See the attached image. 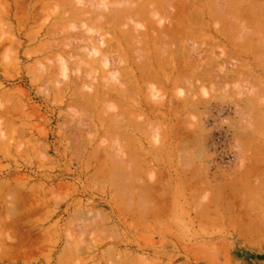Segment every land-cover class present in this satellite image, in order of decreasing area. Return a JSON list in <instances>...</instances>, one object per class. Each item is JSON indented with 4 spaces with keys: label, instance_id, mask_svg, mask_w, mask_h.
Masks as SVG:
<instances>
[{
    "label": "rangeland",
    "instance_id": "obj_1",
    "mask_svg": "<svg viewBox=\"0 0 264 264\" xmlns=\"http://www.w3.org/2000/svg\"><path fill=\"white\" fill-rule=\"evenodd\" d=\"M81 1L93 2V0ZM98 1L94 0L98 4L95 5L93 2L94 7L102 8L101 3L105 1ZM116 1L107 0L108 3L114 2L115 4L118 2ZM135 1L132 0L131 3V0H119L117 5L121 6L123 2L126 5L127 2L133 5L136 2L147 0ZM148 1L151 4L156 2L157 6L162 5L160 9L163 10V15L161 14L162 17H159V20L157 19L160 21V25L162 19L164 21H162V25L165 27L171 23L168 20L172 18L167 12L170 13V16L179 18L178 21L181 25L178 23V26L182 30H178L177 34L181 41L178 40L179 37H177L178 39L172 38L175 42L177 40L179 43L183 42V36L187 35V42L190 41L189 43L196 47V42L190 40L193 38L195 40V36L192 37L185 31L193 26L191 25L193 23L190 22V26L187 23L192 16L200 17L199 19L204 21H202L204 25L198 20L195 35L196 39H198V35L200 38L201 34L204 37L200 38V41H196L199 45L203 40L207 45L203 46L201 43V48H197V51L202 49L203 53L201 54L204 55L206 54L204 52H207V55L202 56L209 60L215 58V62L211 59V64L209 62L204 65L201 63L204 57H196L197 60L199 59L196 60L197 65L201 63L203 67L200 64L199 67H195L197 69L202 67V73L204 68L210 69V72L206 69L208 72L204 70L203 75H205L202 78L201 73L200 77L196 78L197 76H195L192 81L189 80L192 85H190L191 83L178 85L174 82L172 84L171 77L175 78V76L170 77V74L167 75V78H171V83L166 78L164 83L167 81L172 85H178L177 87H172L170 84L168 86V83L161 84V89L164 88L162 86L167 87L159 92L160 94L157 95L159 97L144 92L143 98L147 97H145L147 100L145 106L143 105L144 100L143 103H137L143 112L139 111L141 113L139 114L131 109L135 115L130 114L132 111L129 110L126 114V121L130 123L128 128L131 127L126 132L130 131L134 138L133 140L129 133L128 141L127 133L113 129L115 125L119 124H113V134L110 127L105 129L108 127L106 123L97 122V117H103V120L107 113L118 112V104L112 103V100L99 103L96 112L86 110L87 117H85L87 114L81 116L85 117L86 126H83L91 128V131H88V128L82 126L83 135L77 130L78 127L75 128L76 126L74 127V124L71 123L73 112L70 110L72 111L73 107L67 105L74 92L83 93V95L84 93L90 94L96 86L100 92L101 90L106 92L108 85L114 86L117 82L116 86L121 87V83L118 81L120 73H115V70L119 72L115 68L116 66L113 65L112 68L110 63L106 67L101 65L100 56L89 53L90 49L86 47V36H67L70 48L69 39L72 44L74 42V45L79 44L77 53H82L80 54L82 61L76 53L74 54L76 57L72 56L75 61L73 62L72 58L69 61L73 64L76 62V65L73 67L70 65L71 67L65 71L68 76L61 77L62 74L58 73L59 68L55 65L58 68L57 74L54 73L56 70L54 67L52 72L56 78L52 79L51 77L47 84L34 81L32 68L37 55L33 52V48L37 43L44 41L43 36L39 35L42 33H39L38 30L41 27L40 24L48 26L52 21H55L53 8L49 11L51 18L46 15L43 17L44 20L37 23V26L31 23L24 24L25 29H23L24 26H21L20 23L23 21L21 18L23 15H18L22 13L21 9H25L26 0H0V107L17 103L12 106L13 109L16 108V116L21 115L19 122H17L19 116L17 119L16 116L12 117L16 119L13 126L17 128L15 130L13 127H6L5 117L0 116V191L3 192L4 199L1 204L2 206L10 205L11 208V204L16 202L15 205L13 204L12 213L10 212L8 215H12L19 224L26 220L27 222L30 220L36 222L35 227H29L30 223L27 222L28 225L24 222L15 226V228L19 227L16 228L19 230L15 235L12 234L13 236L8 235L11 234L10 230L5 231L4 229L2 237L6 235L14 239L19 232L24 233L21 232L24 228L30 230L26 232L28 234L49 229L51 241L49 240V243L37 249L36 254L34 251L35 255H26V257H32L30 260L32 264H60V261L62 264H79V262L80 264H264V26L262 25L264 23V0H258V2L257 0H248L250 3L246 0H243L244 3L242 0H231V2H235L234 6L232 4L234 2L231 3L230 0L228 1L232 5L226 0ZM159 1L162 3L161 5H159ZM210 4L217 7L219 5L218 10L215 6L213 9H209L207 6ZM226 4L230 6L228 7ZM250 4L256 7L254 8ZM172 8L175 9L173 12ZM221 8L223 11L219 10ZM181 10L184 11V14ZM192 10L193 12H189ZM210 10H215V12L217 10V12L215 14ZM256 11L259 15L256 14ZM176 14L178 16H175ZM15 17H19L20 21H17L18 19ZM254 17L257 18V21ZM182 18L189 20L187 19L186 22ZM227 20L228 22H226ZM252 21H255L254 26ZM125 22L121 26L123 29L128 28L131 32L132 30H136L135 32L141 30V28L135 27V22ZM182 22L187 25L185 24V26ZM6 23H9L8 26L10 25V28L16 31L14 30L12 33ZM19 23L20 25H18ZM259 24L263 27L258 28ZM129 25L133 27L130 28ZM182 25L184 28H181ZM244 25H247L248 28ZM17 26H20V31ZM8 28L9 32H7ZM217 29L220 30L217 31ZM259 29L263 30L262 33ZM134 31L133 33H135ZM253 31L255 32L252 33ZM29 33H35V35L39 33L37 36H32L37 38V42L29 43L24 39V35ZM182 33L183 35H181ZM109 34L106 37L95 36V40L105 38L108 41L113 37L112 33ZM130 34L132 36V33ZM118 35L121 40L122 34ZM205 35L210 37V39L207 37L209 41L204 40L207 39ZM248 35L250 36L248 37ZM170 36L168 33L169 38H171ZM9 37L15 42L17 37L19 38L17 39L18 43L13 44L16 46L15 48L13 46L9 48L11 45V42H8ZM123 37L121 44L119 40L117 43V39L116 41L112 39V44L109 43V46L110 44L114 45L110 46L113 54H115V49L117 52L123 46L130 47V39L128 41L127 36ZM166 38L163 39L172 41ZM67 39L65 40L66 44ZM3 40L9 46H6ZM165 41L164 44L167 42ZM170 42L166 44H170ZM184 42L186 43V39ZM116 43L120 44V47ZM177 43L175 46L167 45L171 47V50L174 48L173 55L178 57H175L174 66L178 63L179 56H183L181 52L187 55V50H190L191 56H194L196 52L193 47L191 48L192 52L188 47L190 44L186 43V45L189 44L185 45L188 49H183L184 51L178 53L176 49L181 44L177 45ZM208 43H211L212 50ZM236 43L238 44L236 45ZM173 44L175 43L173 42ZM241 44L244 46H240ZM101 46L99 47L101 48ZM167 46L165 45L164 48ZM181 46L184 48L183 44ZM207 48H210L212 54ZM181 49L179 48L178 51ZM67 50L71 51L68 48ZM167 50L168 53L170 49ZM86 51L92 56L87 55ZM185 51L187 52L185 53ZM226 51L227 54H224L223 52L226 53ZM172 52L170 51L171 55ZM198 53L197 55H200ZM218 55L221 57L219 58ZM94 56L98 58L96 59ZM28 57L32 60H28ZM217 57L218 63L216 62ZM206 59L204 58L203 62ZM87 60L88 63H86ZM50 62L49 65L54 64L53 60ZM82 64L85 66L82 67ZM241 64L244 66L243 68ZM88 65L90 69H88ZM84 70L88 72L86 73ZM111 70L112 75L115 74L117 77L115 75L112 77ZM176 70L178 71V69ZM221 71H224L223 75ZM210 73L214 82L208 76ZM219 76L223 79L220 80ZM229 76H232L234 80H231L232 77ZM227 77L228 79H225ZM112 78L115 79V82ZM174 78L173 81L176 82ZM217 78L218 81H216ZM205 79L214 84L210 81L205 83ZM196 82L197 84H195ZM212 84L214 88L220 87L215 89V94L214 88L211 87ZM194 85L201 87L197 86L198 89ZM191 86H193L192 90ZM179 90H183L182 93ZM16 96L20 100L15 98ZM12 97L15 99L12 100ZM183 97H187L186 102ZM139 100L141 98H138L136 102ZM135 103L133 102V106L136 105ZM128 104L131 105V103ZM128 104L125 107H129ZM102 105L103 108H106L105 111H103ZM2 109L0 108V110ZM151 109L154 111L152 112ZM99 111L105 115L100 114L101 116H99ZM183 111L185 112L183 113ZM137 114L139 115L137 116ZM22 117L23 119H21ZM100 124L106 127L103 126V129H100L102 128ZM140 124H147L144 125V131L148 127V133L147 130L141 134L133 130L132 125L142 126ZM151 124L154 126L153 128L150 127ZM118 135L122 138L119 136L120 139ZM120 144L125 145L122 147ZM12 228L15 229L14 227L9 229ZM244 234L252 236L250 238L246 235L244 238ZM7 243L9 242L7 241ZM26 257L24 256L14 264H22L21 260ZM23 264L27 263L23 262Z\"/></svg>",
    "mask_w": 264,
    "mask_h": 264
},
{
    "label": "bare ground",
    "instance_id": "obj_2",
    "mask_svg": "<svg viewBox=\"0 0 264 264\" xmlns=\"http://www.w3.org/2000/svg\"><path fill=\"white\" fill-rule=\"evenodd\" d=\"M85 1V0H84ZM87 1V0H86ZM92 1V0H91ZM90 1V2H91ZM98 1V0H97ZM102 1V0H101ZM105 2H102L101 4V6H102V8L100 7V6H96V7H94V3L96 2V0H95V2H94V0H93V2H91V3H88V1L87 2H83V1H81V0H32V1H28L27 2V0H26V4H25V9L23 10V9H21V11H22V13H23V11H24V13L22 14L21 13V11H20V15H18V16H21V15H23V16H21V18H22V22H24L23 24H22V22H20L21 23V26H24V28L23 29H25V25H28V24H33V25H36L37 26V23L40 21V20H42L43 19V17H45L46 15L49 17V18H51L50 17V14H49V11L52 9V12H53V14H54V22L52 21L51 23H50V25H46V26H44V24L43 23H41L40 25H41V27H39V33H41V34H39V33H36L37 35L39 34L40 36H43V39H44V41L43 42H40V43H37L36 44V46L33 48V52H35L36 54L35 55H37L35 58V61H34V66H33V70H32V73H33V76H34V81H36V82H38V83H46L47 84V82L48 81H50L51 80V77H52V79L55 77L56 78V75L54 74V73H56V71L58 70V68H59V70H58V73H60V74H62V76L61 77H63V75L66 77V76H68V75H66V73H65V71H67L68 69H69V67H73V66H75L76 65V62L73 64V62L75 61L73 58H72V56L74 55V54H76L77 53V48L79 47V44H77L76 43V45H74L75 44V42H74V44H72V41L69 39V41H70V43H71V48L68 46V37L67 36H86L87 38H89V39H87L86 38V42H87V45H86V47L88 48V49H90L89 50V53H91V54H93V55H98V56H100L99 57V60H100V62H101V65L103 64L104 65V67H106V66H108V63H110L111 65H112V68L114 67V66H116L115 68H117L118 70H119V72L117 71V70H113L116 74L117 73H120V78H118V81L121 83V87H117L116 85H117V80H116V84L114 85V86H112V85H108V87L106 88V92H102V90H101V92H100V90L97 88L96 89V87H95V89L93 90V88H91L93 91L90 93V94H86V93H84V95H83V93H73L71 96H70V102L69 103H67V105H71L72 107H73V109H72V111L70 110V112H73L72 114H71V118H72V120L70 119V121H71V123H73L74 124V127L75 128H77V130L82 134V129H83V125H85L86 126V124H85V122H84V120H85V117H87L88 116V114L86 113L87 111L86 110H93V111H95L96 112V109H97V107H98V104L99 103H101V102H104V101H107L108 100V102H109V100H112V103L113 102H115V104L117 103L118 105V112L117 113H107V116H105L104 117V119L102 120V118L101 117H97V122H99L100 121V123H102V124H105L106 123V126L108 125V127L107 128H105L106 130L110 127L111 128V130H112V126H114L113 124H119V125H115L114 127L115 128H113L114 130H119L118 132H124V133H127L126 132V130L127 129H131V127H129L128 128V124H130L128 121H126V114L128 113V110L129 111H132L130 114H133V110L135 111V113H139V111L141 112V109H139V106L140 105H138L139 103H143V100H144V103H143V105L145 104V102L147 101V100H145L146 98L144 97L143 98V93L144 92H146L147 94H151L152 96H157L158 94H160L159 92L160 91H163L162 89H164V88H166L165 86H162V87H164V88H160L161 87V84H163L164 83V81H165V78L167 79V80H170L171 78V80H172V84H173V82H174V84H181V85H183L184 83H185V85H186V83L187 84H190L191 82L189 81V80H193L194 78H195V76H197L196 78H198V76L200 77V74L202 73V67H203V65H201V63H206V65H207V63H209V64H211L212 62L210 61L211 59L214 61V59L213 58H211L212 56H211V54H212V47L210 46V44L211 43H208L209 44V46L211 47V50H210V48L208 49L207 48V50H210L211 52V54H210V56H208V57H210L211 59L209 60L208 58L206 59V57H204L205 55H207V52H204V53H206L205 55L204 54H201V53H203V51H202V49H201V51H197V48H201V43H202V45L204 46V45H207L206 43H205V41H203L202 40V42H200V44L198 45V42L196 41V40H198V41H200V38H202V37H204V36H202V34H201V37L199 38V35H198V39H196V25L199 23V21L198 20H200L199 18L200 17H195V16H192L191 17V20H189L188 18V22H187V19L186 18H184L185 20H186V22L187 23H189V26H190V24L191 23H193V24H191V25H193L192 27L190 26H188L189 28L185 31V32H188V33H190V34H188V35H191L192 37L193 36H195V40H194V38H193V40L192 39H190L191 40V42H196V47H193L189 42L190 41H188L187 42V35L186 34H184V35H186V36H183V38H184V40L186 39V43H189V44H187V45H189L188 47H189V49H191L192 47L196 50V52H195V50H194V52H195V55L194 56H191V54H190V50H187V51H185V53L187 52V55L185 54L184 55V52H181L183 49L185 50L186 48L188 49V47H185V45H186V43L184 42V40H182L183 42H181V43H179V41L178 40H180L181 38H180V36H179V34H177V33H179V31L178 30H180V26H178V23L180 24V22L178 21L179 20V18L178 17H172V16H170V13H168L167 12V14L169 15V17H171L172 19L170 20H168V22H170L171 21V25L169 24V26H171V27H169V26H167L165 23V25H166V27L165 26H163L162 24V21H163V19L161 20V25H160V21H158L159 20V17L161 18L162 16H161V14L163 15V10L162 9H160V7L162 8V3H160V1H159V5H161V6H157V4H156V2H152V4H154V5H152L148 0L147 1H145V0H143V1H145V2H142V1H140V2H134L135 4H133V5H131V4H129L130 3V1H129V3L127 2V5H128V7H127V5H126V3L125 4H123L122 3V5L121 6H118L117 4H118V2H119V0H114V1H116L117 3L115 4L114 2V4L113 3H108L107 2V0H104ZM111 1V0H110ZM125 1V0H124ZM127 1V0H126ZM199 1V0H198ZM226 1H228V0H226ZM246 1H248V0H246ZM251 1V0H250ZM99 2V1H98ZM173 2V1H172ZM171 2V3H172ZM176 2V1H175ZM196 2H197V0H196ZM206 2H209V1H206ZM211 2V1H210ZM230 2H231V0H230ZM232 2H234V1H232ZM231 2V3H232ZM237 2V1H236ZM242 2H243V0H242ZM249 2V1H248ZM255 3H256V1H254ZM257 2H258V0H257ZM100 3V2H99ZM131 3H132V0H131ZM228 3H229V1H228ZM231 3H229V4H231ZM244 3V2H243ZM250 3V2H249ZM148 4H150V5H148ZM173 4V3H172ZM197 4V3H196ZM209 4V3H208ZM213 4V3H212ZM212 4H210V5H208L207 7L210 9V8H214L213 6H215V8H217V10H218V7H219V5H218V7L216 6V5H213L212 6ZM233 4V6H234V4H235V2L234 3H232ZM231 4V5H232ZM247 4V3H246ZM246 4H245V6H246ZM95 5H98V4H96L95 3ZM177 5H178V3H177ZM203 5V4H202ZM228 4H226V6H227ZM248 5V4H247ZM254 5V4H253ZM259 5V4H258ZM164 6V5H163ZM168 6V5H167ZM170 6V5H169ZM172 6V5H171ZM174 6V5H173ZM205 6V5H204ZM210 6V7H209ZM212 6V7H211ZM225 6V5H224ZM230 5H228V7H229ZM241 6H243V5H241ZM250 6H252L251 4H250ZM120 7V8H119ZM182 7V6H181ZM180 7V8H181ZM222 7V6H221ZM232 7V6H231ZM230 7V8H231ZM248 7V6H247ZM247 7H244L245 9L247 8ZM252 7H254V6H252ZM256 7V6H255ZM254 7V8H255ZM168 8V7H167ZM174 8H176V7H174ZM183 8V7H182ZM199 8V7H198ZM204 8V7H203ZM226 8V7H225ZM224 8V9H225ZM235 8H238V7H235ZM244 8H242L243 10H244ZM258 8H259V6H258ZM164 9V8H163ZM173 9V8H172ZM227 9H229V8H227ZM241 9V8H240ZM252 9V8H251ZM5 10V9H4ZM7 10V9H6ZM168 10V9H167ZM170 10V9H169ZM175 9H173L172 10V12L174 11ZM182 10H184V9H182ZM181 10V11H182ZM198 10H200V8L198 9ZM217 10H216V12H217ZM219 10H222V8L221 9H219ZM237 10V9H236ZM242 10V11H243ZM249 10H250V8H249ZM255 10V9H254ZM259 10V9H258ZM257 10V11H258ZM260 10H262V9H260ZM177 11H178V9H177ZM196 11V10H195ZM194 11V12H195ZM204 11V10H203ZM208 11V10H207ZM211 11V10H210ZM213 11V10H212ZM211 11V12H212ZM223 11V10H222ZM226 11V10H225ZM229 11V10H228ZM256 11V12H257ZM6 12V11H5ZM4 12V13H5ZM51 12V13H52ZM165 12V11H164ZM183 12V14H184V11H182ZM189 12H193V10L192 11H189ZM200 12V11H199ZM201 12H202V10H201ZM215 14H216V12H215V10L213 11ZM221 12V11H220ZM244 12V11H243ZM246 12V11H245ZM255 12V13H256ZM176 13V12H175ZM229 13V12H228ZM236 13V12H235ZM238 14L240 13V11L239 12H237ZM242 13V12H241ZM166 14V15H167ZM172 14V13H171ZM180 14V13H179ZM182 14V13H181ZM190 14V13H189ZM192 14V13H191ZM196 14H199V13H196ZM195 14V15H196ZM206 14V13H205ZM217 14H220V13H217ZM224 14V13H223ZM256 14H258L259 15V13L257 12ZM262 14V13H261ZM2 15H3V13H2ZM5 15H6V13H5ZM188 15V14H187ZM193 15V14H192ZM204 15V14H203ZM209 15V14H208ZM228 15V14H227ZM248 15V14H247ZM8 16V15H7ZM6 16V17H7ZM175 16H178L177 14L175 15ZM180 16H182V15H180ZM179 16V17H180ZM184 16V15H183ZM207 16V15H206ZM211 17L213 16L212 15V13H211V15H210ZM216 16V15H215ZM220 16V15H219ZM225 16H226V14H225ZM231 16V15H230ZM240 16V15H239ZM255 16H257V15H255ZM261 16H263V14L261 15ZM166 17V16H165ZM169 17H167V18H169ZM187 17V16H186ZM224 17V16H223ZM15 18H17V17H15ZM19 18V17H18ZM17 18V19H18ZM173 18H174V20H173ZM178 18V19H177ZM202 18V17H201ZM209 18V17H208ZM214 18V17H213ZM213 18H212V20H213ZM222 18V17H221ZM221 18H220V20H221ZM228 18H230V17H228ZM239 18H241V17H239ZM249 18V17H248ZM250 18H252V17H250ZM7 19H8V17H7ZM158 19V20H157ZM183 19V18H182ZM184 19H183V21H184ZM254 19H256V21H257V18H255L254 17ZM254 19H251V20H254ZM44 20V19H43ZM52 20V19H51ZM154 20H157V21H154ZM181 20V19H180ZM224 20V19H223ZM262 20V19H261ZM260 20V21H261ZM17 21H20V19H18ZM126 21V22H125ZM130 22V21H132V22H135L134 24L136 25L135 27H138V29L139 28H141V30L140 31H137V32H135L134 30H132V32L131 31H129L128 30V28H122L121 26H123L122 24H124V22L125 23H127V22ZM182 21V20H181ZM198 21V22H197ZM201 21V23H202V21L203 20H200ZM222 21V20H221ZM138 22H142L141 24H139ZM164 22V21H163ZM191 22V23H190ZM204 22V21H203ZM225 22V21H224ZM226 22H228V20L226 21ZM225 22V23H226ZM253 22V21H252ZM11 23V22H10ZM20 23L18 24V25H20ZM184 22H182V24H183ZM254 23H255V21L253 22V26H254ZM259 23V22H258ZM263 23V22H262ZM8 24L9 23H6V26L7 27H11L10 25L8 26ZM25 24V25H24ZM39 24V23H38ZM131 24V23H130ZM133 24V25H134ZM168 24V23H167ZM186 23H184V25H185ZM203 25H204V23H202ZM245 24V23H244ZM251 24V23H250ZM127 25V24H126ZM160 25V26H159ZM181 25V24H180ZM187 25V24H186ZM185 25V26H186ZM223 25V24H222ZM225 25V24H224ZM226 25H227V23H226ZM257 25V24H256ZM263 26H264V23L262 24ZM4 26H5V23H4ZM16 26V25H15ZM39 26V25H38ZM130 26V25H129ZM128 26V27H129ZM195 26V27H194ZM230 26V25H229ZM244 26H246L247 28H248V26L247 25H244ZM243 26V27H244ZM263 26H260V24H259V27L258 28H260V27H263ZM125 27V26H124ZM131 27H133V26H130V28ZM167 27H169V28H167ZM184 28V26L182 25L181 26V28ZM221 27V26H220ZM240 27V26H239ZM250 27H251V25H250ZM256 28H257V26H255ZM255 27H253V28H255ZM8 28V29H9ZM13 28V27H12ZM16 28V27H15ZM17 28H19V31H20V26H17ZM16 28V29H17ZM185 28H187V27H185ZM222 28V27H221ZM223 28H225V27H223ZM252 28V29H253ZM11 29V28H10ZM10 29L7 31V32H9L10 31ZM123 29V30H122ZM125 29H127V31H125ZM137 29V28H136ZM245 29V28H244ZM251 29V30H252ZM15 29H11V32L12 31H14ZM18 30V29H17ZM182 30V29H181ZM180 30V31H181ZM218 30H220V29H217V31ZM225 30H226V28H225ZM250 30V31H251ZM260 30V29H259ZM263 30H264V28H263ZM262 30V31H263ZM16 31V30H15ZM28 31V30H27ZM133 31L135 32V33H133ZM199 31H200V29H199ZM198 31V32H199ZM201 31H202V28H201ZM224 31V30H223ZM228 31V30H227ZM261 31V30H260ZM262 31H261V33H262ZM1 32V31H0ZM3 32H4V30H3ZM18 32V31H17ZM22 32V31H21ZM203 32V31H202ZM246 32V31H245ZM255 31H253L252 33H254ZM13 33V32H12ZM25 33H28V32H25ZM109 33H112V35H113V37H116V35H117V37L115 38V39H113V37H111L110 38V40L108 39V41H107V39H105V38H99L100 40H98V38L95 40V36H97V37H99V36H105L106 37V35H108ZM122 34L120 37H122V38H124L123 36H127L126 38L128 39V41H129V39H130V41L129 42H131V44L129 45L130 47L129 48H127L126 46L124 47H121L122 49H118V50H120L119 52H118V50H117V52H115L116 51V46L114 47V49H115V51H114V53L115 54H113V51H112V49H111V47H113L114 45H112L111 46V44H112V41L113 40H115L116 41V39H117V43L120 41V44H121V40H122V38H120L121 40H119V38H118V34ZM130 33H132V36H131V34ZM168 33H169V35H171L170 37L171 38H169L168 37ZM181 33V32H180ZM220 33V32H219ZM226 33V32H225ZM248 33H250V32H248ZM247 33V34H248ZM260 33V34H261ZM8 34V33H7ZM11 34V33H10ZM24 34V33H23ZM30 34H32V33H29V34H25L24 35V39L26 40V41H28L29 43H31V42H37V38L36 37H32V36H37V35H35V33L34 34H32V35H30ZM128 34H129V36H131V38H129V36H128ZM228 34V33H227ZM230 34V33H229ZM18 35L19 36H21V34H19V32H18ZM167 35V36H166ZM181 35H183V33L181 34ZM224 35V34H223ZM245 35V34H244ZM253 35V34H252ZM254 35H256L257 36V34H254ZM9 36V35H8ZM7 36V37H8ZM13 36H15V35H13ZM13 36H10L11 38H13ZM23 36V35H22ZM109 36H111V34H109ZM168 37V38H166V37ZM250 35H248V37H249ZM9 37V38H10ZM59 37H62L61 39L59 38ZM177 37H179V39L177 38ZM182 37V36H181ZM186 37V38H185ZM205 37H206V35H205ZM208 37V36H207ZM206 37V38H207ZM227 37V36H226ZM10 38V40L8 41V42H11L10 44V46L8 45V43L6 44V42H5V40H3L4 42H5V44H6V46H9V48L11 47L12 48V46H13V44L14 43H18L17 42V39H19L18 37H17V39H16V42H15V40L13 41L12 39ZM70 38H72V37H70ZM166 38V39H168V40H172L175 44H173V42H172V44H171V42L170 41H165L164 39ZM172 38H176V39H178L177 40V42L179 43V44H183L184 45V48H183V46H181L180 45V47L179 48H182L180 51H178L179 50V48H177V46L175 47V49L177 50V52L178 53H183V56L181 55V56H179V59H178V63L176 64V66H177V68L176 69H178V71L175 69V67L176 66H174V64L176 63L174 60H175V57L176 58H178L177 56H174L173 55V52H172V50L174 49L173 47V49L171 50V47H168L167 45H170L171 44V46L173 45V46H175L176 45V43L177 42H175L174 41V39H172ZM182 38V39H183ZM209 39H210V37H208ZM204 39V40H207V41H209V39ZM4 39V38H3ZM6 39V38H5ZM59 39V40H58ZM67 39V44H66V40ZM113 39V40H112ZM212 39V38H211ZM7 40H8V38H7ZM12 40V41H11ZM75 40V39H74ZM119 40V41H118ZM245 40H247V39H245ZM115 41L113 42L114 44H115ZM164 41L166 42V43H169L170 42V44H164ZM181 41V40H180ZM206 41V42H207ZM78 42V41H77ZM97 42H99L98 44H97ZM111 42V44H110V46H109V43ZM126 42V41H125ZM124 42V43H125ZM217 42V41H216ZM244 42V41H243ZM242 42V43H243ZM3 43V42H2ZM69 43V44H70ZM116 43V45H120V44H117ZM123 43V42H122ZM123 43V44H124ZM177 43V45H179ZM234 43V42H233ZM16 44H14V45H16ZM86 44V43H85ZM238 43H236V45H237ZM248 44V43H247ZM68 47H67V46ZM102 45V46H101ZM167 46L166 48H164V46ZM186 45V46H187ZM200 46V47H198V46ZM3 47H4V45H2ZM99 46H101V48L99 47ZM122 46V45H121ZM219 46V45H218ZM217 46V47H218ZM240 46H244L243 44H241ZM14 48L16 47V46H13ZM68 49H70L71 51H69V50H67V48ZM81 47V46H80ZM103 47V48H102ZM120 47V46H119ZM118 47V48H119ZM206 47V46H205ZM224 47V46H223ZM66 50H65V49ZM203 48V47H202ZM215 48H216V46H215ZM214 48V49H215ZM4 49V48H3ZM2 49V50H3ZM86 49V48H85ZM164 49H170V51L172 52V55H171V53H170V51L167 53L166 52V50H164ZM167 50V51H168ZM183 50V51H184ZM193 49H191V51H192ZM199 50V49H198ZM203 50H204V48H203ZM206 50V49H205ZM221 50V49H220ZM222 50H223V48H222ZM79 51H80V49H79ZM174 51V50H173ZM214 51V50H213ZM10 52V51H9ZM84 52V51H83ZM164 52H166V53H164ZM175 52V51H174ZM193 52V51H192ZM198 52H200V53H198ZM222 52V51H221ZM15 53V52H14ZM17 53H18V51H17ZM86 53H87V51H86ZM89 53H87V55H91V54H89ZM170 53V54H169ZM197 53L198 54H200V55H197ZM209 53V52H208ZM224 54H227V51H226V53L225 52H223ZM3 54V53H2ZM1 54V55H2ZM33 54V53H32ZM79 56H80V54H82V53H77ZM110 54H112V55H110ZM164 54H166V56H164ZM175 55H177L176 53H174ZM189 54V55H188ZM213 54H215V53H213ZM224 54H223V56H224ZM8 55H10V54H8ZM114 55V56H113ZM179 55V54H178ZM202 55H204V56H202ZM216 55V54H215ZM214 55V56H215ZM220 55V54H219ZM218 55V56H219ZM30 56H32V55H30ZM75 56V55H74ZM92 56V55H91ZM91 56H90V58H91ZM170 56V57H169ZM201 56L202 57H204L205 59H206V61H208V62H206V61H204L203 62V60H204V58H203V60H202V62H201V59H200V62L201 63H198V65H197V62H196V60H197V58L196 57H199V58H201ZM76 57V56H75ZM81 57L82 56H80V58L79 59H81ZM95 58H96V56H94ZM165 57H166V59H165ZM167 57H169V58H167ZM193 57H195V58H193ZM221 56H219V58H220ZM225 57V56H224ZM53 58V59H52ZM73 59V62H69L70 61V59ZM95 58H93V60H95ZM98 58V57H97ZM96 58V59H97ZM78 59V60H79ZM92 59V58H91ZM112 59H113V61H112ZM218 59V57L216 58V62L218 63L219 61L217 60ZM28 60H32V59H29V57H28ZM53 60V62H54V66L53 65H49L51 62L50 61H52ZM55 60V61H54ZM77 60V59H76ZM199 60V59H198ZM197 60V61H198ZM225 60V59H224ZM72 61V60H71ZM81 61H82V59H81ZM92 61V60H91ZM112 61V62H111ZM221 62H222V60H220ZM225 61H227V60H225ZM49 62V63H48ZM57 64H56V63ZM85 62V61H84ZM89 61L87 60L86 61V63H88ZM173 62H175V63H173ZM196 63V64H193V63ZM215 62V61H214ZM98 63V62H97ZM96 63V64H97ZM78 64H80V63H78ZM90 64V63H89ZM95 64V63H94ZM94 64H93V66H94ZM95 64V65H96ZM99 64V63H98ZM110 64H109V66H110ZM199 64L202 66V67H200L201 69H197V67H195V66H198L199 67ZM208 64V65H209ZM223 64V63H222ZM225 64V63H224ZM58 67H56V66ZM71 65V66H70ZM114 65V66H113ZM205 65V64H204ZM213 65V64H212ZM217 65H219V64H217ZM220 65H221V63H220ZM242 65V64H241ZM84 66H85V64H84ZM83 66V64H82V67H84ZM90 66H91V64H90ZM100 66V65H99ZM179 66V67H178ZM225 66V65H224ZM234 66V65H233ZM240 66V65H239ZM53 67H54V69H56V70H54V73L52 72V69H53ZM56 67V68H55ZM79 67H81V66H79ZM88 67H89V65H88ZM206 67V66H205ZM209 67V66H208ZM213 67H214V65H213ZM212 67V68H213ZM241 67V66H240ZM244 66L242 65V68H243ZM76 68V67H75ZM111 68V67H110ZM210 68H211V66H210ZM216 68V67H215ZM224 68V67H223ZM88 69H90V67L88 68ZM208 70V68H204V70ZM227 69V68H226ZM94 70V69H93ZM204 70H203V73H204ZM206 70V71H207ZM210 70V69H209ZM208 70V71H209ZM219 70H220V68H219ZM85 71V70H84ZM205 71V73H207ZM214 71V70H213ZM227 71V70H226ZM86 73L88 72V71H85ZM90 72H92L91 70H90ZM106 72V71H105ZM210 72V71H209ZM215 72V71H214ZM218 72V71H217ZM216 72V73H217ZM220 72V71H219ZM222 72V71H221ZM224 72V71H223ZM223 72L221 73L222 75H223ZM228 72H230V71H228ZM228 72H226V73H228ZM52 73L54 74L53 76H52ZM107 73H108V71H107ZM112 70H111V75H112ZM203 73L201 74V78H202V76H204L203 75ZM211 73H212V70H211ZM211 73H210V75H208L209 76V78L210 79H212V81H213V78H211L210 76H212L211 75ZM230 73H232V72H230ZM236 73V72H235ZM234 73V74H235ZM57 74V73H56ZM171 74V75H170ZM214 74V73H213ZM88 75H90L89 73H88ZM87 75V76H88ZM115 74H113L112 75V77L114 76ZM167 75H170V77L173 75V76H175V78L174 77H171V78H167ZM176 75H178L177 77H176ZM231 75H233V74H231ZM235 75H237V74H235ZM119 76V75H118ZM214 76V75H213ZM218 76V75H217ZM238 76V75H237ZM115 77H117L116 75H115ZM169 77V76H168ZM220 77V76H219ZM223 77V76H222ZM225 77H226V75H225ZM229 77H232V76H229ZM236 77V76H235ZM242 77V76H241ZM173 78L174 79H176V82H175V80L173 81ZM178 78V79H177ZM208 78V79H209ZM215 78V77H214ZM113 79V78H112ZM111 79V80H112ZM223 79V78H222ZM221 79V77H220V80H222ZM225 79H228V77L227 78H225ZM231 80H234V78L232 77V78H230ZM236 79H238L237 77H236ZM248 79V78H247ZM55 80V79H54ZM114 80V82H115V79H113ZM171 80H170V83H171ZM206 80V79H205ZM245 80H246V77H245ZM249 80V79H248ZM207 81L208 80H206V82L205 83H207ZM210 81V80H209ZM208 81V82H209ZM212 81H210V82H212ZM215 81V80H214ZM213 81V82H214ZM216 81H218V78H217V80ZM52 82V81H51ZM194 82V81H193ZM198 82V81H197ZM197 82L195 83V84H197ZM203 82V81H202ZM202 82H200V83H202ZM212 82V83H213ZM240 82V81H239ZM244 82V81H243ZM249 82V81H248ZM248 82H246V83H248ZM77 83V82H76ZM168 83V84H167ZM169 82H167L166 81V83H164V84H167L168 86H170V85H172V84H170ZM199 83V82H198ZM204 83V85H207V84H205ZM216 83H218V82H216ZM53 84V83H52ZM170 84V85H169ZM210 84V83H209ZM214 84V83H213ZM213 84H212V86L211 87H213ZM119 85V84H118ZM177 85V86H178ZM190 85H192V83L190 84ZM203 85V84H202ZM173 86H175V85H172V87ZM177 86H175V87H177ZM188 86V85H187ZM198 86V85H197ZM197 86H195L194 85V87H197ZM200 86V85H199ZM198 86V87H199ZM216 86V85H215ZM192 87L193 86H191V90H192ZM197 87V88H198ZM201 87V86H200ZM203 87V86H202ZM210 87V86H209ZM186 88V87H185ZM214 88V87H213ZM216 88H220V87H215L213 90H214V94H215V89ZM223 88V87H222ZM189 89V88H188ZM188 89H187V92H189L188 91ZM199 89V88H198ZM201 89V88H200ZM190 90V89H189ZM191 90H190V92H191ZM203 90H204V87H203ZM210 90H211V88H210ZM107 91H109V92H107ZM183 91V90H182ZM182 91H180L179 90V92H181L182 93ZM217 91V90H216ZM180 93V94H181ZM184 94H185V92H183ZM203 93H204V91H203ZM60 94V93H59ZM145 94V93H144ZM183 94V95H184ZM187 94V93H186ZM185 94V95H186ZM182 95V94H181ZM184 95V96H185ZM188 95V94H187ZM149 96V95H148ZM151 97V96H150ZM157 97H159V96H157ZM215 97V96H214ZM13 99L12 100H14L15 98H18V100H20L19 99V97H12ZM138 98H141V100H142V102H141V100H139L138 102H136L137 100H138ZM154 98H156V97H154ZM184 98V102H186L185 101V99L187 98V97H183ZM137 99V100H136ZM181 99H182V97H181ZM11 100V101H12ZM17 100V101H18ZM149 100V99H148ZM180 100V99H179ZM7 101V100H6ZM10 101V102H11ZM160 101V100H159ZM158 101V102H159ZM182 101V100H181ZM12 102H15V101H12ZM11 102V103H12ZM133 102L136 104V105H134L133 106ZM9 103V102H8ZM128 103H131V105H129ZM138 103V104H137ZM182 104H183V101L181 102ZM12 104H17V103H12ZM12 104H9V105H1V107L0 108H3L2 110H0V116H4L5 117V120H4V123H6V127H13L14 125H15V122H16V119H17V117L19 116V119L17 120V122H19V120H20V117H21V115L19 114L18 116H16L17 115V113H16V108L15 109H13L14 107L12 106ZM102 104V103H101ZM129 105V107H125L126 105ZM148 104V103H147ZM104 105V104H103ZM103 105H102V108H103ZM185 105V104H184ZM17 106V105H16ZM101 106V105H100ZM99 106V107H100ZM136 106H138V107H136ZM145 106V105H144ZM150 106V105H149ZM155 106H156V104H155ZM64 107V106H63ZM141 107V106H140ZM154 107V106H153ZM156 107H158V106H156ZM161 107V106H160ZM181 108V107H180ZM196 108V107H195ZM104 109H106L105 107L103 108V111H105ZM131 109H133V110H131ZM161 109V108H160ZM182 109V108H181ZM185 109H187V108H185ZM143 110V109H142ZM152 110V112L154 111L153 109H151ZM151 110H149L150 112H151ZM189 110V109H188ZM196 110V109H195ZM92 111V112H93ZM102 111V110H101ZM101 111H99L100 113L98 114L99 116H104L103 114H101ZM159 111V110H158ZM107 112V111H106ZM143 112V111H142ZM141 112V113H142ZM160 112V111H159ZM182 112V111H181ZM185 111H183V113H184ZM105 113V112H104ZM141 113H139V114H141ZM87 114V115H86ZM101 114V115H100ZM139 114H137V116L139 115ZM150 114H152V113H150ZM158 114V113H157ZM156 114V115H157ZM162 114H163V112H162ZM82 115H86L84 118L83 117H81ZM133 115H135V114H133ZM144 115V114H143ZM155 115V114H154ZM155 115V116H156ZM160 115H161V113H160ZM167 115V114H166ZM166 115H164V116H166ZM16 116V117H15ZM26 116V115H25ZM163 116V117H164ZM12 117H15L16 119H14V118H12ZM23 117H24V115H23ZM23 117L21 118V119H23ZM27 118H28V116H26ZM134 117V116H133ZM10 118H11V120H10ZM82 118H83V120H82ZM101 118V119H100ZM6 121V122H5ZM22 121V120H21ZM72 121H74V122H72ZM96 122V121H95ZM104 122V123H103ZM70 123V124H71ZM75 123H76V125H75ZM97 124V123H96ZM102 124H100V127H102V128H100V129H103V126H105V125H103L102 126ZM148 124H150L149 122H148ZM153 124V123H152ZM152 124L150 125V127L151 128H153L154 126H152ZM98 125V124H97ZM140 125H142V124H140ZM145 125V124H144ZM144 125H142V126H139V125H132L133 127L132 128H134L133 130H135V131H138V132H140L139 134H141V132H145L147 129H148V127H147V129L144 131V129H145V127H144ZM147 125V124H146ZM145 125V126H146ZM154 125V124H153ZM83 126V127H82ZM105 126V127H106ZM131 126V125H130ZM98 127H99V125H98ZM14 128V127H13ZM16 128V127H15ZM15 128H14V130H15ZM82 128V129H81ZM84 128H88V131L90 130L91 131V128H89V127H84ZM155 128H157V127H155ZM160 128V127H159ZM17 129V128H16ZM158 129V128H157ZM110 130V129H109ZM108 130V131H109ZM110 130V131H111ZM114 130H112L111 132L114 134ZM150 130V129H149ZM153 130V129H152ZM109 131V133H111ZM128 131V130H127ZM155 131V130H154ZM159 131V130H158ZM76 133H79V132H77V131H75ZM116 132V131H115ZM117 132V133H118ZM157 132V131H156ZM75 133V134H76ZM117 133H115V134H117ZM129 133H130V131H129ZM129 133H127V138L126 139H128L130 136L132 137L133 135L131 134L129 137H128V134ZM135 133V132H134ZM147 133H148V130H147ZM112 134V135H113ZM119 134V133H118ZM121 134V133H120ZM145 134V133H144ZM143 134V135H144ZM77 135V134H76ZM83 135V134H82ZM121 135H124V134H121ZM79 136H80V134H79ZM78 136V137H79ZM120 135H118V137H119ZM82 137V136H81ZM81 137H79V138H81ZM96 137V136H95ZM121 137V136H120ZM119 137V138H120ZM118 138V139H119ZM122 138V137H121ZM120 138V139H121ZM133 138V137H132ZM131 139V138H130ZM133 140H134V138H133ZM122 141V140H121ZM120 141V142H121ZM128 141H129V139H128ZM127 142V141H126ZM125 144H127V145H130V144H128V143H125ZM125 144H123V145H125ZM122 147H123V145L122 144H120ZM119 145V147H121ZM126 145V146H127ZM126 146H124V147H126ZM1 147V146H0ZM121 147V148H122ZM130 147V146H129ZM130 159H131V157H130ZM137 159V158H136ZM135 159V160H136ZM120 160V159H119ZM118 160V161H119ZM137 161V160H136ZM135 161V162H136ZM140 161V160H139ZM120 162V161H119ZM125 162V161H124ZM127 162V161H126ZM132 162V161H131ZM129 163V162H128ZM133 164V163H132ZM4 185V184H3ZM1 190V189H0ZM3 192H1L0 191V204H1V201L3 200L4 201V199H3V194H2ZM13 202V201H12ZM15 203L16 202H13L11 205H12V207L15 205ZM4 204V203H3ZM14 204V205H13ZM17 206V205H16ZM12 207L10 208V205L9 206H2V204L0 205V264H14V263H16V262H18V260H20V259H22L24 256L26 257V255L28 254V255H30V256H32V254L34 253V251H35V254H36V250L37 249H39L40 247L42 248L43 247V245L44 244H46V243H49L51 240H50V232H48V230H44V231H42V232H38L37 233V231H36V233L33 235V234H28V233H26V232H28V230H25V228L24 229H22L21 230V232H24V233H20L19 232V234H18V236L16 237L15 236V238L14 239H11L10 237H8V236H3L2 237V234H3V230L5 229V231L6 230H10V232H11V234H8V235H12V234H16L17 232H18V230L16 229V228H19V227H16L15 228V226H19L20 224H23L24 222H25V224H26V222H27V220L26 221H23V223H20L19 224V222L16 220V219H14V217H12V215L10 216V215H8V213H12ZM16 209V208H15ZM15 211V210H14ZM18 214V213H17ZM5 215H8V216H4ZM14 216H15V214H14ZM17 216V215H16ZM20 218V217H19ZM18 218V220H20ZM25 218V217H24ZM22 219V218H21ZM26 219V218H25ZM29 219V218H28ZM23 220V219H22ZM22 222V221H21ZM28 224H26V225H28L29 227H35L36 225H35V223L34 222H32L31 220L30 221H28L27 222ZM262 225V224H261ZM28 226H27V228H28ZM6 227H8V228H6ZM10 227H14L15 229H9ZM260 227V226H259ZM258 227V228H259ZM22 228V227H21ZM261 228V227H260ZM34 228H32V230H33ZM37 229V228H36ZM35 229V230H36ZM25 230V231H24ZM13 231V232H12ZM30 231V230H29ZM34 231V230H33ZM40 231V230H39ZM79 231V230H78ZM83 231H84V229H83ZM82 231V232H83ZM240 231H242V230H240ZM9 232V233H10ZM32 232V231H31ZM243 232V231H242ZM255 232V231H254ZM79 233H80V231H79ZM84 233H85V231H84ZM244 233V232H243ZM242 233V234H243ZM6 234V233H5ZM82 234V233H81ZM51 235H52V233H51ZM245 235V234H244ZM247 235V234H246ZM246 235H245V237L244 238H246ZM13 236V235H12ZM247 236H249V235H247ZM250 236H252V235H250ZM249 236V237H250ZM13 238V237H12ZM52 238V237H51ZM251 238V237H250ZM264 238V237H263ZM253 239V238H252ZM50 240V241H49ZM249 240H251V239H249ZM7 241L9 242V243H7ZM250 242V241H249ZM252 243H253V241H252ZM40 251V250H39ZM46 253V252H45ZM35 254H33V255H35ZM39 254V253H38ZM37 254V255H38ZM71 254V253H70ZM23 255V256H22ZM40 255V254H39ZM43 255H44V257H45V254L43 253ZM64 255H66V254H64ZM68 256H70V255H68ZM63 257V256H62ZM65 258V257H64ZM32 259V257L31 258H29L28 256L26 257V259L24 258V260H21V261H23L24 263H27V264H32L31 262H30V260ZM39 259V258H38ZM67 260V259H66ZM23 262H21L22 264H23ZM77 263V262H76ZM47 264V263H46ZM60 264H62L61 263V261H60ZM68 264V263H67ZM79 264H80V262H79ZM82 264V263H81ZM85 264V263H84Z\"/></svg>",
    "mask_w": 264,
    "mask_h": 264
}]
</instances>
